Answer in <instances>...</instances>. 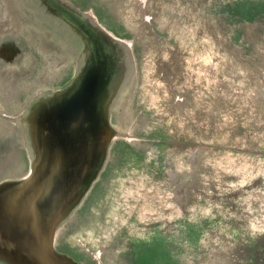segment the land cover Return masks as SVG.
Listing matches in <instances>:
<instances>
[{"label": "rangeland", "instance_id": "obj_1", "mask_svg": "<svg viewBox=\"0 0 264 264\" xmlns=\"http://www.w3.org/2000/svg\"><path fill=\"white\" fill-rule=\"evenodd\" d=\"M85 1L105 26L129 37L135 56L104 35L97 39L106 53L104 71L110 72V60L115 67L101 84L112 89L105 114L111 112L116 130L115 152L104 146L95 190L81 208L90 188L83 190L76 210L66 214L56 239L66 246L58 251L85 264H169L166 239L151 236L158 232L172 236L176 264H264V0ZM251 1L257 8H249ZM237 3L253 18L236 17ZM57 20L47 0H0V181L5 169V178L22 179L27 168H18L19 157L33 159L37 150L28 120L52 97L41 82V56L44 70L54 69L55 56V68L66 73L90 68L96 49ZM40 31L52 41L70 40L74 51L40 41L38 57L29 47ZM78 37L84 42H73ZM59 72L48 81L66 76ZM23 95L21 148L9 137L22 134L21 124L2 115ZM117 142L126 145L115 150ZM130 148L145 156L139 165L127 156ZM184 217H220L224 226L206 232L199 246H185Z\"/></svg>", "mask_w": 264, "mask_h": 264}, {"label": "water", "instance_id": "obj_2", "mask_svg": "<svg viewBox=\"0 0 264 264\" xmlns=\"http://www.w3.org/2000/svg\"><path fill=\"white\" fill-rule=\"evenodd\" d=\"M52 2L65 4L72 11L75 20H87L94 32H90L87 27L83 31L89 37L92 49L95 48L96 51L88 60L90 68L87 72L75 74L69 87L51 92L50 102L43 103L41 110H36L28 120V138L37 150L33 159L29 157L30 165L26 176L19 180L0 181V261L6 264H79L71 256L59 252V246L54 245L57 237L63 235L61 227L65 225L63 221L68 219L66 214L73 211L83 190L90 188L80 202L86 200L98 182L103 170L98 172L95 180L93 177L104 146L109 148L111 145V150L116 141L111 112L105 114V109L110 110L107 105H113L108 103V94L112 89L101 88V84L110 82V78L105 76L115 74V67L110 60V72L104 71V66L106 69L108 67L106 53L97 49V39L104 35L110 41L125 45L130 56H135L132 43L106 31L92 12L84 13L71 1ZM57 10L62 11L60 7ZM90 13L93 15L90 16ZM62 14L63 11L61 18H64ZM44 60L45 57L41 56L38 67L41 66L40 72L43 70L45 75L42 84H48L52 73H57L60 67L55 68L54 64L58 60L55 56L52 65L54 69L49 70L47 67L44 70ZM75 64L77 67L81 66L77 60ZM40 90L45 89L38 91ZM33 91L34 88L29 89L30 93ZM25 99L24 95L21 96L11 109L8 107L11 113L2 115L6 121L17 120L21 124V135L16 131H10L9 135L13 143L19 139L21 148L27 131L24 124L26 108H21L28 102ZM106 115L108 119L105 118ZM107 123L110 130L107 129Z\"/></svg>", "mask_w": 264, "mask_h": 264}, {"label": "flooded vegetation", "instance_id": "obj_3", "mask_svg": "<svg viewBox=\"0 0 264 264\" xmlns=\"http://www.w3.org/2000/svg\"><path fill=\"white\" fill-rule=\"evenodd\" d=\"M67 1H71L75 6H77L78 8H80L84 13H88V12H92L93 14H94V16H95V18L97 19V21H99V24L106 30V31H108V32H110V33H112L115 37H117V38H120V39H123V40H126V41H129L130 42V40H129V37L128 36H121V35H119L118 33H116L115 31H113V30H111L110 28H108L107 26H105L104 24H103V22L101 21V19H100V15L97 13V11L95 10V6L94 5H90L92 2H87V1H85V0H67ZM47 2L48 3H50L51 5H52V7H53V9L54 10H56V12H57V14H58V16H59V19L60 20H57V21H59L60 22V24L62 23V25H64L66 28V30L68 29V30H70V33H73V31H72V29L74 28V27H76V29L78 30V31H80L81 33H82V35H83V38L84 39H86V41L85 42H89V43H91L90 42V40H89V37L84 33V31L83 30H89L90 32H94V29L91 27V25L89 24H87V20L85 19V18H83V17H80V19L81 18H83L84 19V21L83 22H80V21H77V20H75V18H74V16L72 17V11L71 10H69L68 9V7L65 5V4H60V5H58L57 3H55V2H52V0H47ZM58 7H60V9L63 11V14L62 15H64V18H61V12L62 11H60V12H58V10H57V8ZM95 7V8H94ZM73 15H75V14H73ZM90 16H91V14H90ZM78 23H76V22ZM86 27H87V29H86ZM72 28V29H71ZM85 28V29H84ZM51 28L49 29V31L51 32ZM41 31H47V30H41ZM40 31V37H39V35H38V37H39V39L38 38H36L37 40H39V42L38 41H36V40H34V39H31L30 40V42H31V45H30V47H29V49L31 50V52L33 53V54H35V55H38V57L41 55V48H39L40 47V41L42 42V41H49V45H52V43L54 42L55 43V46L57 47V49L59 50V48H61V47H59V45L61 46V45H63V46H66L70 51L69 52H71V51H74L73 50V47H72V42L70 41V40H66V39H63V38H60L59 40L58 39H56V37H55V40H51V39H49V36L47 35V33H42ZM48 31V32H49ZM33 32H34V36H36L37 35V31H36V29L35 28H33ZM49 32V33H50ZM51 34V33H50ZM44 36V37H43ZM83 38H81V37H78L77 39L78 40H80V41H78V40H73V42H75V43H77V44H81L82 42H84V40H83ZM82 41V42H81ZM66 42V43H65ZM92 44V43H91ZM54 46V48L56 49V47ZM43 49H47V47H44ZM82 49H83V47H82ZM49 50V49H48ZM43 51V50H42ZM46 53V52H45ZM60 70H62V72H65L66 73V70L64 69V67L62 66V67H60ZM60 72L58 71L57 73H56V75L54 74H52L51 75V79L52 80H54L55 79V76H56V78H57V75L59 74ZM74 72H73V69L71 70V71H69V72H67L65 75L66 76H64L61 80H58V79H56V81H51V82H49L48 84H47V87L48 88H51V92H57V91H60V90H62V89H65V88H67V87H69L71 84H72V82H73V80H74V76H75V74H73ZM111 120H112V117H111ZM125 141V140H124ZM127 143V142H126ZM131 149V148H130ZM133 150V149H132ZM110 151H112V152H115L114 151V148H112ZM135 151V150H134ZM26 164V168H27V172H25V173H23V177L24 176H26V174L28 173V169H29V165H30V158L28 157V156H25L24 155V157H23V155L21 156V157H19V159H18V168H19V166H24ZM6 171V172H5ZM3 177H2V179H1V181L2 182H4V181H9V179H7V178H5V177H8V178H10L9 177V172H8V170H3V172H2V174H1ZM11 180V179H10ZM96 185V184H95ZM95 185H94V187L92 188V190H91V192L90 193H92V191H94L95 189ZM87 203H88V200L87 201H83L81 204H80V206H81V208H83V207H86L87 206ZM80 206H78V207H80ZM54 246H59V248H63V247H61V246H66V245H64V244H62V245H60V244H57L56 245V242H55V245ZM68 246H70V245H68ZM70 255H71V253H70ZM72 256V255H71ZM74 256V255H73ZM72 256V257H73ZM77 261L79 262V263H81V264H85L84 262H82V260L81 259H77ZM0 264H6V263H4V262H1L0 261Z\"/></svg>", "mask_w": 264, "mask_h": 264}, {"label": "trees", "instance_id": "obj_4", "mask_svg": "<svg viewBox=\"0 0 264 264\" xmlns=\"http://www.w3.org/2000/svg\"><path fill=\"white\" fill-rule=\"evenodd\" d=\"M248 4V3H247ZM240 7H238V6ZM237 5L235 4V9H238L236 12H234V9H232V13H235L234 15L236 17H238L240 20H244L245 19H252L253 15L249 16V10L246 7H244L243 3H237ZM249 8H257L255 6V3L253 4V2H249L248 4ZM125 143L123 142H117V145L115 146V150L119 145H124ZM126 145V144H125ZM127 156L129 157L130 161H132V163L134 162L135 164L139 165L140 163H142V161L144 160V157L142 155V153L134 151L132 149L127 150L126 152ZM144 154V153H143ZM184 228H183V236L182 237V241L185 242V246H199L200 245V241L203 238V236L205 235L206 232L210 231L211 229H213V227H219V228H223V220L220 217H217L214 220H211L210 218H206L204 217L202 220H200L199 222L194 221L193 219H190L189 217H184V222H183ZM182 225V226H183ZM235 225H231L230 230L233 231L234 233L236 232V228L234 227ZM155 234V233H154ZM152 234L151 236H159L160 238L163 237L164 239H166L165 241L167 242V261L169 264H176L177 260L174 257L175 253L177 252L176 247L172 244L173 240H172V236H170L171 238L164 236L158 232H156V235ZM157 238V237H156ZM144 239V238H141ZM140 240L138 238L133 240V243L137 244V241ZM146 240V239H145ZM143 241V240H142ZM136 246V245H135ZM135 261V260H134ZM136 262V261H135ZM137 264V262H136Z\"/></svg>", "mask_w": 264, "mask_h": 264}, {"label": "bare ground", "instance_id": "obj_5", "mask_svg": "<svg viewBox=\"0 0 264 264\" xmlns=\"http://www.w3.org/2000/svg\"><path fill=\"white\" fill-rule=\"evenodd\" d=\"M130 44V43H129ZM33 165H34V163H33Z\"/></svg>", "mask_w": 264, "mask_h": 264}]
</instances>
